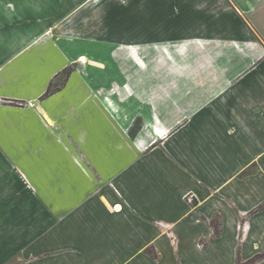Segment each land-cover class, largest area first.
I'll return each mask as SVG.
<instances>
[{
  "label": "crops",
  "instance_id": "1",
  "mask_svg": "<svg viewBox=\"0 0 264 264\" xmlns=\"http://www.w3.org/2000/svg\"><path fill=\"white\" fill-rule=\"evenodd\" d=\"M247 261L264 0H0V264Z\"/></svg>",
  "mask_w": 264,
  "mask_h": 264
},
{
  "label": "trees",
  "instance_id": "2",
  "mask_svg": "<svg viewBox=\"0 0 264 264\" xmlns=\"http://www.w3.org/2000/svg\"><path fill=\"white\" fill-rule=\"evenodd\" d=\"M70 73V69L69 68H66L62 71V74L64 75V79L67 77V75ZM59 87H52V82H50L47 90L45 91L43 97H46L48 95H50L51 93H53L55 90H57ZM214 233L217 235L218 234V230L214 227ZM250 261H247V262H238L237 264H249Z\"/></svg>",
  "mask_w": 264,
  "mask_h": 264
},
{
  "label": "rangeland",
  "instance_id": "3",
  "mask_svg": "<svg viewBox=\"0 0 264 264\" xmlns=\"http://www.w3.org/2000/svg\"><path fill=\"white\" fill-rule=\"evenodd\" d=\"M69 75V74H68ZM67 75V76H68ZM64 82V75L61 73L60 76H58L53 82H52V87H59L62 83ZM191 196L188 195L185 197L186 202L191 203L193 200L192 198H190ZM190 199V200H189ZM214 224L218 222V218H214ZM215 227V226H214ZM261 256L258 255V258H260Z\"/></svg>",
  "mask_w": 264,
  "mask_h": 264
},
{
  "label": "built area",
  "instance_id": "4",
  "mask_svg": "<svg viewBox=\"0 0 264 264\" xmlns=\"http://www.w3.org/2000/svg\"><path fill=\"white\" fill-rule=\"evenodd\" d=\"M191 198V197H190ZM190 200V199H189Z\"/></svg>",
  "mask_w": 264,
  "mask_h": 264
}]
</instances>
